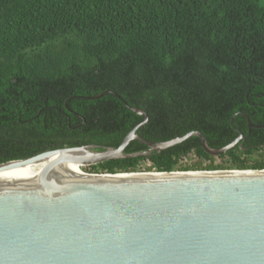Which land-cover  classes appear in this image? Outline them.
<instances>
[{"label": "trees", "instance_id": "1", "mask_svg": "<svg viewBox=\"0 0 264 264\" xmlns=\"http://www.w3.org/2000/svg\"><path fill=\"white\" fill-rule=\"evenodd\" d=\"M105 91L147 114L148 142L243 139L224 164L191 136L89 174L264 170V0H0V164L118 147L143 118L111 94L83 99Z\"/></svg>", "mask_w": 264, "mask_h": 264}, {"label": "water", "instance_id": "2", "mask_svg": "<svg viewBox=\"0 0 264 264\" xmlns=\"http://www.w3.org/2000/svg\"><path fill=\"white\" fill-rule=\"evenodd\" d=\"M104 94L143 118L118 147L62 148L0 164L1 175L55 158L37 179L0 177V264H264V170L55 175L63 164L74 172L72 165L144 157L191 136L213 157L243 139L211 149L193 131L148 142L136 134L144 111L111 91L83 99ZM131 141L147 150L125 154Z\"/></svg>", "mask_w": 264, "mask_h": 264}, {"label": "bare ground", "instance_id": "3", "mask_svg": "<svg viewBox=\"0 0 264 264\" xmlns=\"http://www.w3.org/2000/svg\"><path fill=\"white\" fill-rule=\"evenodd\" d=\"M54 159L55 158H50L47 160H42L35 165L24 166V167H21L19 169L10 171L8 173L1 174L0 177L37 179L39 177L40 173L42 172V170L48 165V163H50ZM68 167H69V165L63 164V165H60V166L53 168V171L55 172V175L61 174V173H68V172L73 173V174H80V175L82 174V172L80 171V167H76V166L72 165L75 173L72 172Z\"/></svg>", "mask_w": 264, "mask_h": 264}, {"label": "rangeland", "instance_id": "4", "mask_svg": "<svg viewBox=\"0 0 264 264\" xmlns=\"http://www.w3.org/2000/svg\"><path fill=\"white\" fill-rule=\"evenodd\" d=\"M263 158H264V153H262V159H263ZM256 159H258L257 156L254 157V158L252 159V161H253V160H256ZM219 163H223V164H224L225 161H224L223 159L220 160L217 156H215V157H214V164L217 165V164H219ZM181 164H183V163L181 162ZM206 164H207V163H206ZM206 164H205V165H206ZM147 166H149L148 163H143L142 168H145V167H147ZM80 169H81V170H80L81 172H83V173H85V174H89V173H87L85 170H83L84 167H80ZM140 173H141V172H140ZM142 173H144V172H142Z\"/></svg>", "mask_w": 264, "mask_h": 264}, {"label": "flooded vegetation", "instance_id": "5", "mask_svg": "<svg viewBox=\"0 0 264 264\" xmlns=\"http://www.w3.org/2000/svg\"><path fill=\"white\" fill-rule=\"evenodd\" d=\"M85 122H86V120H85V119H83V120H82V124H83V125H85Z\"/></svg>", "mask_w": 264, "mask_h": 264}]
</instances>
